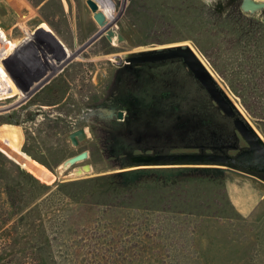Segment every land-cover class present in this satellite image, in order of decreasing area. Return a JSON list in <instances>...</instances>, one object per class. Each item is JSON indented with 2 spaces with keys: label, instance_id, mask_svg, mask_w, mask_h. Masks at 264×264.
<instances>
[{
  "label": "rangeland",
  "instance_id": "rangeland-1",
  "mask_svg": "<svg viewBox=\"0 0 264 264\" xmlns=\"http://www.w3.org/2000/svg\"><path fill=\"white\" fill-rule=\"evenodd\" d=\"M95 1L103 26L87 0H0V67L20 92L0 99V264H264L254 184L227 175L107 188L94 179L129 164L82 121L124 54L188 42L264 137V25H239L204 0ZM82 127L87 142L73 146L67 135ZM83 151L89 159L64 171ZM85 164L92 171L76 175Z\"/></svg>",
  "mask_w": 264,
  "mask_h": 264
},
{
  "label": "water",
  "instance_id": "water-1",
  "mask_svg": "<svg viewBox=\"0 0 264 264\" xmlns=\"http://www.w3.org/2000/svg\"><path fill=\"white\" fill-rule=\"evenodd\" d=\"M204 1L219 14L224 15L235 7L240 14L264 21V0ZM87 5L96 23L105 25L106 16L100 11L99 3L87 0ZM114 35L115 32L109 29L105 38L110 41ZM118 38L121 42L126 41L120 32ZM121 64L139 69L142 96L147 88H160L166 93L165 100L157 105L158 110L154 105L147 107L151 108L145 119L149 135L179 141L181 145L178 148L197 149L199 152L159 157L135 156L124 171L114 174L119 178L120 188L146 182L154 175L157 180L164 178L168 181L190 177L217 181L230 175L238 180L250 181L264 193V137L190 43L129 52L123 55ZM143 107L144 104L136 109ZM195 108L201 110L207 123L216 126L221 122L230 133L229 139L222 138L216 130L211 133V142H205L199 128H194L191 123ZM117 114L118 118H123L122 112ZM67 139L78 147L87 142L86 129L82 127L69 133ZM241 141L245 142V147H241ZM208 149L210 153L206 152ZM229 151L237 153L232 156L228 154ZM89 157L88 151L70 157L63 162L64 171H69ZM91 171L92 166L85 164L75 172L80 176L83 172Z\"/></svg>",
  "mask_w": 264,
  "mask_h": 264
},
{
  "label": "flooded vegetation",
  "instance_id": "flooded-vegetation-1",
  "mask_svg": "<svg viewBox=\"0 0 264 264\" xmlns=\"http://www.w3.org/2000/svg\"><path fill=\"white\" fill-rule=\"evenodd\" d=\"M228 14L241 15L235 7L229 9ZM248 18H251L252 22L263 23L258 18ZM116 64L118 67L110 88L106 93H103L104 97L102 99L100 98L97 101L89 100L90 103L82 117L84 123H89L90 119H94L96 121L95 126L104 133L105 138L103 135L104 140L100 143L101 150L111 155L110 159L121 165L132 163V158L139 155L159 157L167 154L199 152L197 149L178 148L181 145L179 141H171L162 136L153 137L149 135L145 119L151 108L148 109L147 107L154 105L155 109L158 110L157 105L162 104L161 102L165 100L166 93L164 94L160 88H147L142 96L138 81L140 76L139 69L137 67H123V64L118 62ZM159 67L156 66L155 68ZM142 104H144V107L141 110H137L136 107ZM118 112L123 113V118H118ZM203 115L200 109L195 108L192 111L191 123L194 128H199L201 135L205 138V142H211V133L216 130L218 134L222 135V138L229 139L230 133L227 132L226 127L221 122L216 126L207 123ZM210 145L212 146L213 144L211 143ZM240 145L241 147L246 146L243 141H241ZM206 152L210 153L211 150L208 149ZM236 153L237 151L228 152L232 156ZM154 177L157 178L156 175ZM160 180L166 181L164 178ZM174 180L176 179H172V181Z\"/></svg>",
  "mask_w": 264,
  "mask_h": 264
},
{
  "label": "trees",
  "instance_id": "trees-1",
  "mask_svg": "<svg viewBox=\"0 0 264 264\" xmlns=\"http://www.w3.org/2000/svg\"><path fill=\"white\" fill-rule=\"evenodd\" d=\"M250 19L251 18L245 17L243 15H237L236 21H237V23H239V25L246 22L247 26L250 29L254 28V27L261 29V27H263L264 23L256 22V21L252 22ZM2 36H3V30L0 27V38ZM263 39L261 41L262 44H264ZM16 93L20 94L17 86L15 85L13 80L0 67V99L13 97L16 95ZM94 180L101 181L103 183V185L107 188L112 187L113 189H116V190H120V189L123 190V188H120V186L118 185L119 178L116 175H103V176L95 178ZM6 191H7V195H9V199H10L11 204L14 207H16V203L19 202V199H18L19 196L17 195V192H18L17 188H14L12 186H8ZM24 220H25V217L20 218V221H24ZM9 221H11V218H8L7 220H5L4 223L7 224Z\"/></svg>",
  "mask_w": 264,
  "mask_h": 264
},
{
  "label": "bare ground",
  "instance_id": "bare-ground-1",
  "mask_svg": "<svg viewBox=\"0 0 264 264\" xmlns=\"http://www.w3.org/2000/svg\"><path fill=\"white\" fill-rule=\"evenodd\" d=\"M200 56V55H199ZM202 59V58H201ZM203 60V59H202ZM204 61V60H203ZM205 62V61H204ZM75 174H76V172H75Z\"/></svg>",
  "mask_w": 264,
  "mask_h": 264
}]
</instances>
